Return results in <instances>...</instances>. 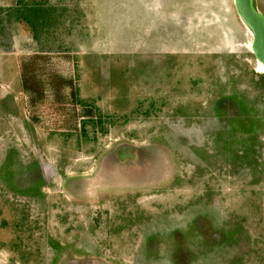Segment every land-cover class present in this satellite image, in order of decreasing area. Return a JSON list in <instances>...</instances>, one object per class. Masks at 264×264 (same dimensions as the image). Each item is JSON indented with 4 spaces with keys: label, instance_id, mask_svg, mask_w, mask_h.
Listing matches in <instances>:
<instances>
[{
    "label": "rangeland",
    "instance_id": "obj_1",
    "mask_svg": "<svg viewBox=\"0 0 264 264\" xmlns=\"http://www.w3.org/2000/svg\"><path fill=\"white\" fill-rule=\"evenodd\" d=\"M250 40L232 0H0V264H264Z\"/></svg>",
    "mask_w": 264,
    "mask_h": 264
},
{
    "label": "water",
    "instance_id": "obj_2",
    "mask_svg": "<svg viewBox=\"0 0 264 264\" xmlns=\"http://www.w3.org/2000/svg\"><path fill=\"white\" fill-rule=\"evenodd\" d=\"M234 9L251 33L249 49L255 60L264 66V14L253 0H232Z\"/></svg>",
    "mask_w": 264,
    "mask_h": 264
},
{
    "label": "bare ground",
    "instance_id": "obj_3",
    "mask_svg": "<svg viewBox=\"0 0 264 264\" xmlns=\"http://www.w3.org/2000/svg\"><path fill=\"white\" fill-rule=\"evenodd\" d=\"M243 23V22H242ZM244 24V23H243ZM245 25V24H244ZM246 26V25H245ZM246 28H248L247 26H246ZM249 30V29H248ZM250 31V30H249ZM257 70H259V71H261V72H263L264 73V66L259 62V61H257Z\"/></svg>",
    "mask_w": 264,
    "mask_h": 264
},
{
    "label": "trees",
    "instance_id": "obj_4",
    "mask_svg": "<svg viewBox=\"0 0 264 264\" xmlns=\"http://www.w3.org/2000/svg\"><path fill=\"white\" fill-rule=\"evenodd\" d=\"M251 117H252V116H251ZM249 118H250V115H249V117L247 116V119H249ZM253 118H254V117H252L251 120H252Z\"/></svg>",
    "mask_w": 264,
    "mask_h": 264
}]
</instances>
